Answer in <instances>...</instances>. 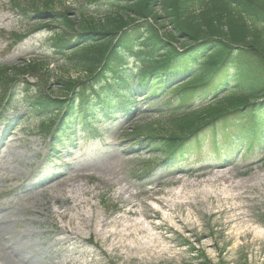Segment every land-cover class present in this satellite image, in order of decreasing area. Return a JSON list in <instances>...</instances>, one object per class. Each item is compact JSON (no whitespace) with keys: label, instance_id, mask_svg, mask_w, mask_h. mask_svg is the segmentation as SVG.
Masks as SVG:
<instances>
[{"label":"rangeland","instance_id":"374dc122","mask_svg":"<svg viewBox=\"0 0 264 264\" xmlns=\"http://www.w3.org/2000/svg\"><path fill=\"white\" fill-rule=\"evenodd\" d=\"M49 2L56 10L77 8L74 0ZM14 3L0 0V65L40 66L26 77L32 83L23 82L14 109L0 113V264H264L258 159L234 152L226 157L233 160L203 168L201 153L180 168H159L161 156L137 142L167 133L160 124L166 115L155 108L169 94L135 101L127 119L97 120L98 140L96 127H80L81 140L44 172L46 156L58 155L48 124L23 98L46 82L59 91L60 78L81 73L51 46L57 24H36ZM93 5L90 14L101 18V7ZM43 24L50 28L37 26ZM138 129L147 133L137 136Z\"/></svg>","mask_w":264,"mask_h":264},{"label":"trees","instance_id":"16d2710c","mask_svg":"<svg viewBox=\"0 0 264 264\" xmlns=\"http://www.w3.org/2000/svg\"><path fill=\"white\" fill-rule=\"evenodd\" d=\"M39 1L15 0L14 7L36 24L56 23L52 48L81 73L60 78L59 91L46 82L25 97L30 112L57 119L54 145L100 108L129 118L135 92L141 100L172 93L155 108L166 115L167 133L137 137L161 156L155 167L175 169L201 153L207 166L218 165L234 152L264 166V0H74L77 8L59 10ZM35 66L0 65V107L16 105Z\"/></svg>","mask_w":264,"mask_h":264},{"label":"bare ground","instance_id":"6f19581e","mask_svg":"<svg viewBox=\"0 0 264 264\" xmlns=\"http://www.w3.org/2000/svg\"><path fill=\"white\" fill-rule=\"evenodd\" d=\"M104 221H105V220L102 221V222H103L102 225H104ZM71 232L74 233V234H76V235H79L78 232H76V231H74V230H71ZM18 246H19L20 250L24 253L25 250H26V248H27L26 245H24V244H22V243H19Z\"/></svg>","mask_w":264,"mask_h":264}]
</instances>
